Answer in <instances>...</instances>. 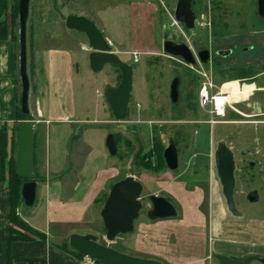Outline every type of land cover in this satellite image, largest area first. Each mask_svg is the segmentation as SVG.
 <instances>
[{"label": "crops", "instance_id": "1", "mask_svg": "<svg viewBox=\"0 0 264 264\" xmlns=\"http://www.w3.org/2000/svg\"><path fill=\"white\" fill-rule=\"evenodd\" d=\"M78 35L82 40L79 41L81 50L89 53L83 49L88 48L85 36ZM67 37L73 39L74 36ZM67 37L62 30L54 41L44 36L42 43L37 42L32 50L27 44L31 120L20 123L29 122L33 126V181L36 182L35 205H39V210L37 214L34 208L25 213L20 206L18 216L46 238L8 243L10 228L21 230L10 223V189L6 180L0 181V264H103L79 259L63 249L70 235H86L75 228L84 226L86 219L96 221L100 217L106 200L103 197L108 196L119 175L112 162L116 155L110 157L105 135L101 138L98 130L100 126L116 122L108 105L110 118L101 116L105 108L100 110L94 105L92 95L97 97L98 91L89 76L93 73L88 59L75 58V51L67 45ZM112 51L118 55L117 51ZM18 56V44L9 39L0 40V156L5 159L12 152V131L19 122ZM213 82L219 88L229 81L218 85L213 78ZM250 85L253 88L244 93H249L248 96L258 90L255 83ZM194 165L198 167L200 163ZM190 183L184 176L183 179L177 176L159 188L165 191L163 198L173 199L175 209L181 207V222L173 218L140 222L132 232L134 256L163 264H218L213 255L239 261L250 256L264 259V220L230 216L225 205L222 206L211 176L207 187L208 237L202 239L196 232L190 235L180 232V227H200L205 219L201 212L204 192L195 186L189 190ZM150 195L162 197L157 190ZM50 225L55 227L53 231Z\"/></svg>", "mask_w": 264, "mask_h": 264}, {"label": "rangeland", "instance_id": "2", "mask_svg": "<svg viewBox=\"0 0 264 264\" xmlns=\"http://www.w3.org/2000/svg\"><path fill=\"white\" fill-rule=\"evenodd\" d=\"M211 1H215L216 5L219 4L217 10L224 20L225 26L228 27L227 35L214 38L212 28L210 32L194 29L193 33H190L186 30L189 33H187L185 41L188 40L194 51L209 50L210 62L213 58L215 61L222 59L221 56L216 55L217 52L230 50L232 53L228 56L227 62L250 65L254 80L249 83L245 82V79L244 82H240V85L255 83L258 90L251 96H248L249 93L243 94L236 109L245 115L243 120H264V117H249L256 112L264 113V25L260 24L257 16V0H200V10L203 7L207 9L208 3L210 8H213ZM18 2L19 0H8L6 9L0 18L7 25L12 20L16 40H18ZM175 4L176 0H30L27 44L32 50L37 42L42 43L44 36L54 41V37L59 36V32L63 30L66 37L71 34L74 36L73 39L67 37V45L75 51V58L86 60L89 53L81 50L79 42L82 41L81 36L66 29L64 21L67 16L84 15L95 24L104 39L110 41L112 49L118 52L119 59L132 69L128 115L119 125L117 123L106 124L100 126L98 130L101 132V138L104 135L106 138L109 134H113L115 137L117 154L112 162H115L119 173L115 181L118 182L127 176H133L142 185L140 195L142 208L139 216L134 220L133 228L137 229L140 222L150 221L146 216L151 208L147 200L150 192L157 190L158 195L164 197L165 191L159 188L164 187L177 176L181 179L184 176V179L191 181L189 190L195 186L204 192L201 212L205 219L200 227H180L182 228L180 232L187 235L196 232L203 239L204 236L208 237L210 230L207 218L209 211L207 187L210 176L223 208L225 205L214 168L213 156L216 144L221 140H226L230 134L229 131L233 132L240 126L244 128L246 126L240 123H224L223 121L230 120L228 114L225 118H213L216 123L210 125L208 113L200 110L195 100L184 101L182 83L180 84L177 109L172 106L169 100L170 83L178 76L177 73L182 76L185 69L184 66L168 59L162 52L163 41L171 40L172 34L180 37L174 28L169 27L172 17H174ZM217 10L214 11L217 12ZM203 13H206V10L199 14L198 19ZM212 15L211 9V18ZM181 27L184 28L182 24ZM144 51H148V53H144ZM134 52L137 53V62H134ZM116 74L117 72L109 66H105L99 73L89 74L93 81V88L96 87L98 91L97 97L92 95L94 105H98L100 110L105 108V113L101 111V116L107 118H110V113L103 94L107 87L114 88L119 85L121 76L120 73ZM216 78L218 85L225 81L219 76ZM229 82L231 83V81ZM191 87L192 84H189V88ZM198 91L199 89L195 88V93ZM179 128L185 130L187 140L181 144L180 151H178L179 168L176 172H171L160 161H154L155 154H150V149L155 138L159 139L166 147L168 141L172 140L173 132ZM255 135L264 138V127ZM228 146L232 147V144ZM244 147L240 145L238 148L243 149ZM253 149L254 158L259 162L258 166L264 170V142H258ZM148 160H150V168L144 169V162ZM195 162H199L200 165L197 167L194 165ZM163 174L166 175L163 176ZM260 183L264 185V178ZM241 188L240 186L239 190ZM171 200H169L170 203L174 205L175 202L173 199ZM234 202L237 211L247 218L264 220L263 199L255 204L234 196ZM176 204L180 207L177 202ZM22 208L25 213L34 208V212L37 214L39 205L34 204L31 208L22 206ZM177 214V217L173 219L181 222V207L179 210L177 209ZM84 223V226L75 228L76 231L95 235L98 238V243L120 253L134 256L132 253L134 251L131 250L133 233L119 235L112 243H107L106 232L100 217L96 221L94 219L92 221L90 218L86 219ZM50 228L53 231L55 227L50 225ZM67 228L71 229L69 226ZM66 245L68 244L66 243Z\"/></svg>", "mask_w": 264, "mask_h": 264}, {"label": "water", "instance_id": "3", "mask_svg": "<svg viewBox=\"0 0 264 264\" xmlns=\"http://www.w3.org/2000/svg\"><path fill=\"white\" fill-rule=\"evenodd\" d=\"M29 1L18 2V47H19V75L21 84L20 113L29 116V77L27 73V21L29 16ZM257 16L264 20V0H257ZM174 19L182 24L188 31L194 29L195 13L192 8V0H176L174 8ZM65 27L68 30L83 34L89 49L88 61L93 73L101 72L105 66L118 70L121 75L117 87H107L104 91V99L111 111L116 123L122 122L128 111L129 96L132 89V69L123 63L118 55L112 51L111 44L104 39L102 33L95 24L83 16H67ZM163 54L182 59L186 64L195 66L196 61L189 47L182 42L165 40L162 42ZM231 51H219L216 55L227 57ZM202 65L210 61V51L200 49L196 51ZM181 79L176 76L169 86V100L171 104L177 105L180 97ZM17 155L15 174L28 181L21 186V200L26 208H31L36 200V182L33 177V126L29 122L23 123L17 130ZM105 147L110 156L117 154L114 136L109 134L105 140ZM214 167L216 177L221 186V193L225 200L227 211L233 217H240L233 199L235 187L234 170L235 163L233 153L221 140L216 144L214 151ZM163 161L168 171L176 172L179 168L178 150L173 142L169 140L163 150ZM142 185L133 176L113 184L100 212L102 224L105 229V240L112 243L119 235L133 232L134 220L139 216L142 208L140 195ZM151 208L146 216L150 221L175 218L177 216L174 206L165 198L156 195L147 197ZM68 246L75 252L93 262L103 264H162L159 261L144 259L120 253L106 245L98 243V238L92 234H72L68 239ZM218 264H250L259 262L264 264V259L250 256L242 261L230 259L225 256L213 255Z\"/></svg>", "mask_w": 264, "mask_h": 264}, {"label": "trees", "instance_id": "4", "mask_svg": "<svg viewBox=\"0 0 264 264\" xmlns=\"http://www.w3.org/2000/svg\"><path fill=\"white\" fill-rule=\"evenodd\" d=\"M7 1L8 0H0V18H1V14L6 9ZM211 2L213 4V8H211L212 13H213L212 15V36L214 38L223 37L227 35L228 27L225 26L224 20L221 18V15L217 10L219 8L218 6L219 4L216 5L215 1H211ZM199 3H200V0H192V8L195 13V18H198L199 14L202 11L206 10L204 7L200 10ZM215 9L217 10V12L214 11ZM259 21L261 25H264V20L259 18ZM6 39L12 40L14 43L18 44V40L14 38L12 20L8 25L5 24V22H2V21L0 22V40H6ZM228 56L221 57L222 59L218 61L217 60L215 61L214 58L212 59L211 69H212V75H213L214 81L217 82L216 76H219L220 79L225 80V81L238 80L240 82L241 81L244 82V80L246 79L245 82H249V83L253 82L254 79L252 76V70L250 68V65L232 64L230 62H227ZM205 67L208 68L209 65H205ZM177 75L180 76V79H181L182 91L184 92V101L191 102L192 100H195L197 107H198V102H197L198 92L195 93V88L197 89L200 88L199 77L195 73L191 72L188 68H185L183 70L182 76L179 75L178 73ZM189 84H192L191 88H189ZM172 106H174V109H177L176 107L178 106V104L177 105L172 104ZM127 115H128V111H127ZM17 118L19 122L16 123L12 131L13 141H12V152L10 154V157L8 159H5L3 156H0V181L6 180L9 185V189H10V215H9L10 223L13 226L21 229V231H18V230H14L13 228H10L9 239H8L9 244L16 240H20V241H28L32 239L45 240L46 238L44 234L38 233L32 230L31 228H29L19 218V216L16 215V210L20 206H23V203L21 200V186L24 182L28 181V179L20 178L15 174L16 150H17V130H18V127L21 125L20 122L31 120L30 116H23L20 113H18ZM172 140L175 143L177 150L180 151L179 148L181 144L187 140V135L185 134V130L183 128H179L176 131H174L172 134ZM114 141H115V137H114ZM164 148L165 147L163 143L159 139L157 138L153 139L152 147L150 149V154L154 153L155 154L154 161L156 162L160 161V163L163 166H165V163L163 161ZM143 168L144 169L150 168V160H148L147 162H144ZM31 180H33V177ZM106 197L107 195L103 197V200H105ZM63 249L79 259H84L82 255L72 250L70 247H68V245L63 247ZM95 263H100V262H95Z\"/></svg>", "mask_w": 264, "mask_h": 264}, {"label": "flooded vegetation", "instance_id": "5", "mask_svg": "<svg viewBox=\"0 0 264 264\" xmlns=\"http://www.w3.org/2000/svg\"><path fill=\"white\" fill-rule=\"evenodd\" d=\"M239 111L240 110L226 111L225 116L223 117L225 118L227 114L230 117L229 118L230 120L223 121L224 123L225 122L226 123L229 122V124L240 123L246 126V128H244L243 126L240 127L238 126L239 128H236L235 130H233V132L229 131L228 133L230 134L226 137L225 140L227 145L232 144V147L229 146L228 147L233 153L234 163H235V170H234L235 187L233 192V199L234 196H237L238 198H242L243 200L249 203L253 202L256 204L261 199H263L264 201V185L260 183V181L264 178V170L258 166L259 162L256 161L254 158L253 147L255 144H258V142H264V138H259V136L255 135L258 134V132L261 130L262 127H264V120L261 119L250 120V121L243 120V117H245V115L240 113ZM249 117L252 118L264 117V113L256 112L250 115ZM237 144L239 145L237 146ZM240 145L245 147L243 149H240L238 148ZM240 186L242 188L239 190ZM239 213H240V217L238 218L245 216L241 212Z\"/></svg>", "mask_w": 264, "mask_h": 264}, {"label": "built area", "instance_id": "6", "mask_svg": "<svg viewBox=\"0 0 264 264\" xmlns=\"http://www.w3.org/2000/svg\"><path fill=\"white\" fill-rule=\"evenodd\" d=\"M169 27L174 28L175 31L178 32V35L180 37H176L177 35L172 34V41L175 42H182L186 44L191 52L193 53L194 59L196 61V65H190L186 64L182 59L167 56L166 57L177 64H180L184 66L185 68H188L191 72L198 75V77L201 80L200 88L198 91V107L200 110H202L205 113H208L210 120L208 123L210 125H213L216 123L213 118H223L225 116L226 111H236V106L241 102V99H233L231 97V93L229 91L223 90V86L230 82H225L223 85H221L219 88L216 87V85L213 82L212 78V71H211V62L207 65H209L208 68L205 67V65H202L196 56V51H194L191 46L188 43V40L185 41L187 38V32L185 28L181 27V24L178 23L174 17H172V22L170 23ZM212 28V18H211V8L210 4L208 3L206 13H203L201 15V18H195L194 22V29L195 30H204L207 32H210ZM193 30H190V33H193ZM183 40V41H182ZM84 50H89L86 47H83ZM165 55V54H164ZM134 62H137V53H133ZM233 82V81H231ZM238 85V89H242L244 85L241 84L239 81H236ZM16 215H19V210H16ZM43 264V263H39Z\"/></svg>", "mask_w": 264, "mask_h": 264}, {"label": "bare ground", "instance_id": "7", "mask_svg": "<svg viewBox=\"0 0 264 264\" xmlns=\"http://www.w3.org/2000/svg\"><path fill=\"white\" fill-rule=\"evenodd\" d=\"M252 88V85H248L243 86L242 89H238V85L236 82L227 83L223 86V90L229 91L233 99H241V96Z\"/></svg>", "mask_w": 264, "mask_h": 264}]
</instances>
